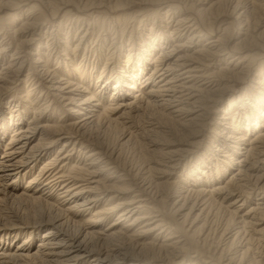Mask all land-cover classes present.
Listing matches in <instances>:
<instances>
[{
	"label": "bare ground",
	"instance_id": "6f19581e",
	"mask_svg": "<svg viewBox=\"0 0 264 264\" xmlns=\"http://www.w3.org/2000/svg\"><path fill=\"white\" fill-rule=\"evenodd\" d=\"M33 1L0 0L18 9L0 14V205L31 212L0 220V264H264V0ZM69 5L109 10L100 46L113 31L129 40L108 45L99 72L77 53L101 17L64 32ZM48 32L61 33L57 49ZM23 82L22 103L9 94ZM49 95L74 122L47 111ZM153 109L164 124L147 130L165 138L132 173L121 153ZM118 129L111 147L101 132ZM214 205L229 223L213 225Z\"/></svg>",
	"mask_w": 264,
	"mask_h": 264
},
{
	"label": "rangeland",
	"instance_id": "374dc122",
	"mask_svg": "<svg viewBox=\"0 0 264 264\" xmlns=\"http://www.w3.org/2000/svg\"><path fill=\"white\" fill-rule=\"evenodd\" d=\"M32 4H37V5H39L40 4V2L39 1H37V0H34L33 2H32ZM41 5V4H40ZM158 6L157 5H150V7L148 6V7H146V6H144L143 8H141V9H145V8H151V9H156ZM15 8V7H14ZM13 7H12V9H10L9 7L8 8H3L2 7V9L0 10V14H1V16H5L7 13H12V12H17L18 11V9H14ZM68 8H69V10H71V11H69L68 10ZM76 9V10H75ZM81 9V8H80ZM79 8H78V6L76 7L75 5H69L68 7H66L65 9H63L60 13H59V19H61V17H62V19H65V24H66V26L64 27V29H63V31L64 32H67V29H68V26H71L73 23H75V21H74V19H76L77 17H79V18H83V19H85V20H88V19H93V18H95V17H101L100 18V23L98 22V24L97 25H94L93 27H92V29H91V36H93V37H90V40L92 39V41H88L85 45H81V48L78 50V53H77V60L78 61H83V60H86L87 61V66H88V68H89V70L91 69V68H93V66L95 67V70L97 71V69H98V72L103 68V66L105 65V63H106V59H107V53H108V51H107V47H108V45H111V43H112V46H111V48H110V52L112 53L113 51H116L118 48H119V50H120V45H121V43H123V49L125 50V49H127V47H128V45H129V40H128V38H123V37H120V34H115L114 35V31L113 32H111L110 34L108 33V40L106 41V43L105 44H103V45H101L100 46V44H98V42H96V38H98V37H100V38H102L103 36H104V34L106 33L105 31V29H106V27H104L103 25V23H106V25L105 26H108L109 25V23L108 22H111L110 20H109V13H108V11L109 10H107L106 8H88V9H81L80 10ZM67 10V11H66ZM135 10H140V8L138 7V6H132V7H130V11H135ZM157 10V9H156ZM65 11V12H64ZM70 13H69V12ZM74 12V13H73ZM62 13V14H61ZM73 13V14H72ZM79 13V14H78ZM51 15V14H50ZM72 15V16H71ZM81 15V16H80ZM52 16V15H51ZM51 16H49L50 18H51ZM65 16H67V17H65ZM107 19V20H106ZM51 20V19H50ZM107 22H106V21ZM105 21V22H104ZM76 24V23H75ZM52 25V24H51ZM77 25V24H76ZM86 25H83V27H81L82 29L85 27ZM77 27V26H76ZM74 28V29H72L71 30V27H69L70 28V33H69V37H72L71 39H72V43H71V45L73 46V47H75V44L78 42V36L76 37L75 36V34H76V32L78 31V29L77 28ZM104 28V29H103ZM53 28H50V30H52ZM51 32V31H50ZM50 32H48L47 34H48V37H44V38H42V40L43 41H41L42 42V44L44 43V45L46 44L45 42L47 41V39H50V38H52V36H53V38H54V41L56 42V44H55V47L54 48H56L57 49V46L56 45H61V42H59L60 41V37H61V35H59V34H61L60 32L59 33H57V32H55L52 36H50L49 34H50ZM236 32L237 31H235V32H230V34L228 35V37H227V43H229V42H231L234 38H235V36H236ZM93 34V35H92ZM114 36H115V39H114ZM4 37V35L3 36H1L0 38H3ZM234 37V38H233ZM59 38V39H58ZM123 38V39H122ZM113 39H114V41H113ZM122 39V40H121ZM135 39V38H134ZM1 40V39H0ZM136 40L138 41V35L136 36ZM113 41V42H112ZM139 42V41H138ZM119 43H120V45H119ZM127 44V45H126ZM37 45H39L38 43L36 44V47H37ZM58 45V46H59ZM14 46V48H15V44L13 45ZM43 46V45H42ZM124 46H125V48H124ZM35 48V47H34ZM56 49H54V51L56 52ZM55 54V53H54ZM119 54V53H118ZM112 57V56H111ZM111 57L109 58V59H111ZM125 60V57H123L122 56V58H121V60ZM52 61H51V64H50V66L52 67V69L53 68H55L56 66H57V55L55 54V55H53L52 56V59H51ZM98 64V65H97ZM100 69V70H99ZM27 72H29L28 71V69L24 72V73H27ZM96 80V79H95ZM94 80V81H95ZM25 85H26V83L25 82H23L22 84H18V85H13V89H12V91H11V93L9 94V97L11 98V97H17L18 98V100H20L22 103H23V97H22V90H23V88L25 87ZM242 86H243V84H239L238 85V87L236 88V90L234 89L233 91H232V93L233 94H236V95H238V94H240V92H241V88H242ZM18 92V93H17ZM113 93V90H108V92H107V95L108 96H111V94ZM38 95H39V92L37 93ZM52 95H49L48 97H40V99L42 100V103H44V101L48 104V106H49V109L47 110L48 112H49V110H50V112H54V114H56V116H57V118H59L60 120H62V123H66V124H69V123H71L72 121L74 122L75 121V119H74V117L73 116H71L70 115V113L68 112V111H66L68 108L67 107H65L64 105H63V103L62 102H60V100H59V98H56V97H54V96H52ZM8 97V99H10ZM20 98V99H19ZM44 98H47V99H49V100H45ZM19 101V102H20ZM49 101V102H48ZM25 104V103H24ZM49 112V113H50ZM150 113H148L147 114V116L146 115H144L143 117L142 116H140V117H136L135 119L133 118V121H134V125H133V130L135 129L136 130V136L134 137V139H133V141L132 142H130L128 145H126L125 147H124V149H123V152L121 153V157H120V160H119V163H121L120 164V167H123V168H125V169H128V171L130 170L132 173H134L135 171H137V170H139V168H141L142 166H144V165H146L147 163H148V159H147V152L149 151V148H148V143H149V141L150 140H160V141H163L164 140V138H165V135L164 134H159V133H155V135H154V133L153 132H150V131H148L147 130V127H148V123L149 122H159V120H160V122L162 123V124H164L163 122H164V116L162 115V114H158V112L155 110V109H153L152 111L150 110L149 111ZM154 112V113H153ZM156 113V114H155ZM8 114H9V112L7 111L6 113H5V115L4 116H8ZM161 115V116H160ZM71 116V117H70ZM150 116V117H149ZM160 116V117H159ZM142 117V118H141ZM162 117V118H161ZM73 118V119H72ZM160 118V119H159ZM58 119V120H59ZM163 120V121H162ZM64 121V122H63ZM140 122V123H139ZM159 122V123H160ZM143 125V126H142ZM147 126V127H146ZM139 129V130H138ZM144 131V132H143ZM146 131V132H145ZM120 130L118 129V130H106V131H103V132H101V137L105 140V142L106 143H109L110 145H111V147L112 146H116V143L118 142V141H120L119 140V137L120 138H122V136H119L120 135ZM137 134H138V136H137ZM209 135V134H208ZM9 138V137H8ZM162 140H161V139ZM141 141V142H140ZM5 142V141H4ZM4 142H3V144H4ZM210 141H209V139L206 137V140H205V142H204V146H207V147H209V148H212V146H211V143H209ZM61 145V143H59V144H57L56 145V147H58V146H60ZM143 146V147H142ZM194 163H195V160H191L190 161V163H188L189 165H191V166H193L194 165ZM143 164V165H142ZM122 165V166H121ZM190 166V167H191ZM181 171L183 170V168L182 169H180ZM134 171V172H133ZM228 176H229V174H228ZM26 183V181H24V184ZM192 183H193V181H192ZM191 183V184H192ZM23 184V183H22ZM189 185V184H188ZM258 198H259V196H258ZM10 199H12V198H10ZM9 198L7 199V200H5V201H3L4 202V204H3V202L1 203V205H0V217L3 215V217H1L0 218V220H2L3 222H6V219H8V220H10V218H13L14 216H23L24 214V217H27V214L29 215L31 212H30V208L28 207V206H26V205H24V204H22V203H20V202H18V201H15V200H13L12 199V201L10 200ZM175 199H176V197H175ZM255 200V199H254ZM253 201V200H252ZM7 202V203H6ZM171 202L169 201L168 203H167V210H166V213H167V215L171 218V219H177L176 218V215L174 214V213H172V212H170V207L172 206V205H169ZM252 203V202H251ZM200 206H201V204L198 206V208H200ZM216 206H218V205H214V206H212L211 207V212H210V215H211V218H213L214 219V221H213V225L214 226H224V225H226L227 223H229V218H230V216H229V213H228V211H226L225 210V208L224 207H220L219 208V206L218 207H216ZM25 209V210H24ZM187 211V210H186ZM6 212V213H5ZM8 212V213H7ZM13 212V213H12ZM200 212V210H197L196 211V213L194 214V217H196V215L198 214ZM15 213V214H14ZM8 214V215H7ZM11 214V215H10ZM17 214V215H16ZM4 216H6V217H4ZM10 216V217H9ZM9 217V218H8ZM204 218V216H202L201 217V219H198V221H197V226H200L202 223H203V219ZM212 219V220H213ZM7 220V221H8ZM114 219H112V221H113ZM227 222V223H226ZM261 223H263V222H261ZM41 231H43V230H41ZM41 231H40V233H38V234H40L41 235ZM22 240H24V236L23 237H21L20 239H17L15 242H14V245L17 243V242H21ZM239 241V240H238ZM38 242V241H37ZM236 243H237V241L235 242V245H236ZM255 248H257V246L255 245ZM259 250V252L261 251V249H255L254 251H258ZM126 262H123L122 264H125Z\"/></svg>",
	"mask_w": 264,
	"mask_h": 264
}]
</instances>
